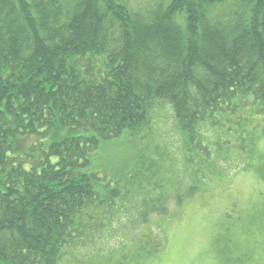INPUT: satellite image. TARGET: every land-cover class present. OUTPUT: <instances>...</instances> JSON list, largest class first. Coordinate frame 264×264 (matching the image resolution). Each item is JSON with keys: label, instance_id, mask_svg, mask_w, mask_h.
<instances>
[{"label": "trees", "instance_id": "16d2710c", "mask_svg": "<svg viewBox=\"0 0 264 264\" xmlns=\"http://www.w3.org/2000/svg\"><path fill=\"white\" fill-rule=\"evenodd\" d=\"M159 102L185 166L191 141L208 173L169 180L152 157L132 176L154 189L128 198L101 185L94 152L152 130ZM263 122L264 0H0V264H61L132 211L141 224L169 217L168 202L221 175L225 153L208 150L217 126L254 143ZM243 152L240 168L264 183V151Z\"/></svg>", "mask_w": 264, "mask_h": 264}, {"label": "rangeland", "instance_id": "374dc122", "mask_svg": "<svg viewBox=\"0 0 264 264\" xmlns=\"http://www.w3.org/2000/svg\"><path fill=\"white\" fill-rule=\"evenodd\" d=\"M151 119L152 130L123 135L94 152L90 168L101 172V185L110 189L122 187L121 192L127 193L128 198L132 191L137 197L143 192L142 187L154 189L158 179L143 181L132 176L139 159L152 157H159L158 167L169 180H176L172 175H177V179L185 175L187 167L188 171L200 170L196 174L208 173L209 161L205 159V166L201 164L202 148L191 141L184 148V155L200 157H193L185 166L181 135L167 104L157 103ZM202 132L206 138L213 137L207 128ZM254 137L257 138L253 143L247 132L218 125L208 150L219 156L225 153L215 162L223 168L219 177L200 183L198 195L187 198L180 208L175 202H168L169 217H153L148 224H141L135 221L132 211L134 215L129 219L108 229L107 237L103 228L105 239L72 246L61 264H264V231L258 230L263 226L258 216L264 210V183L251 170L240 168L248 161L241 160L243 151L256 148L255 156L264 151V122L259 123ZM251 213L254 217L248 222L245 218ZM97 236L101 237L99 233Z\"/></svg>", "mask_w": 264, "mask_h": 264}]
</instances>
